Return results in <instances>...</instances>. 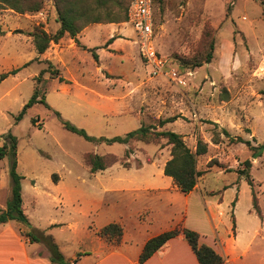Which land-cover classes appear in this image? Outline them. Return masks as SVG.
Masks as SVG:
<instances>
[{
    "label": "rangeland",
    "instance_id": "374dc122",
    "mask_svg": "<svg viewBox=\"0 0 264 264\" xmlns=\"http://www.w3.org/2000/svg\"><path fill=\"white\" fill-rule=\"evenodd\" d=\"M263 2L159 3L155 45L179 70L178 78L153 75L127 21L102 23L109 25L105 36L106 30L101 25L90 27L83 35L82 42L92 48L99 45V50L96 49L100 52L99 61L92 51L74 45L69 35L64 41L62 38L52 42L46 56L38 57L28 33L38 25L50 33L60 28L54 0H45L44 9L36 13L21 14L0 8V30L5 32L0 36V74L21 68L16 75L0 80V147L5 144V134L17 136V171L25 177L22 185L23 207L30 221L27 226L50 233L47 227L51 220L65 222L72 217L78 236L85 234L89 226L95 232L96 227L106 225L110 204L117 203L116 210H121L130 203L129 197L145 194L123 189L142 185L156 171L153 164L164 165L171 157V145L166 138L158 142L136 140L128 145L87 141L64 128L55 114L58 111L95 137L124 136L146 124L159 131L182 134L193 150L198 139H203L208 143V152L198 157V169L204 171L199 185L214 205L221 202L217 210L224 212L222 219L226 224L222 229L231 230L237 216L238 229L253 227L252 220L258 221L249 213L255 209L253 189L264 215V152L253 160L251 185L237 168L241 161L252 159V150L245 143L231 142L222 132L227 126L214 123L216 118L227 124L233 120L237 108L228 102L234 98L246 104L237 110L244 117L243 125L241 130L228 132L251 140L253 145L264 142ZM17 29L24 33L15 32ZM114 36L116 39L109 43ZM212 39L215 42L212 62L193 67L190 62L205 58ZM50 62L64 81L52 74ZM35 90L47 104L32 105L17 121ZM171 116L178 118L159 126L160 119ZM218 135L221 143H215ZM128 150L132 151L130 155L126 153ZM88 152L112 155L118 161L91 173L84 161ZM12 161L9 154L0 157V210L6 208L10 196ZM54 174H58L56 181ZM63 195L64 204L58 203L56 199L62 200ZM99 199L104 205L96 208L93 205ZM237 199L240 202L235 208ZM30 233L36 234L32 229ZM54 234L66 256L84 249L81 242H68L72 230L67 227L57 228ZM102 240L115 245L118 239L102 236ZM258 242L256 239L252 249L257 248Z\"/></svg>",
    "mask_w": 264,
    "mask_h": 264
},
{
    "label": "crops",
    "instance_id": "0c3cea01",
    "mask_svg": "<svg viewBox=\"0 0 264 264\" xmlns=\"http://www.w3.org/2000/svg\"><path fill=\"white\" fill-rule=\"evenodd\" d=\"M56 23L59 28V22L56 21ZM95 25L104 27L106 31L103 32V36L108 35V24L95 23L86 27L78 35V39L81 45L87 49L92 47L82 42L81 38L83 35L85 36L90 27ZM48 32L50 31L48 30ZM65 38L66 35L63 37V41ZM70 40L74 45H78L71 37ZM99 53L97 52L98 55ZM37 55L38 57L46 56V53H37ZM236 101L232 98L228 103L232 108L236 107L237 110L240 109L241 104L243 107L246 106L243 102ZM237 110H234L233 120H230L229 124L217 118L215 123L227 126V131L241 130V120L244 117L240 116ZM253 131L255 132L254 128ZM253 160H257V158ZM165 164L161 166L153 164L156 171L154 170L150 179L144 181L142 185L123 189V191L145 192L143 194L145 198L138 194V197L131 196L128 200L130 203L121 210H116L117 203L110 204V214L106 225L112 222H121L124 227V233L120 240H116L115 245H108L102 240L100 230L106 225L96 227L95 232L92 231V226H89L87 230H84L85 234L78 236L80 235L79 230L72 217L65 222L51 220L47 227L50 233H47L46 229L37 226L29 228L21 221L11 220L0 223V264H59L53 261L50 251L43 242L33 241L28 236L31 229L36 234L44 232L46 235H51L65 259L71 264H141L139 262L140 255L144 245L151 237L181 226L198 231L203 243L213 246L225 257V262L221 264H264V215L262 211L259 215L255 209L249 210L250 215H255L254 217L258 219V221L252 220L253 227L250 229H240V227L238 229V216L234 217L235 224L231 230L226 227L222 229V226L226 224L222 219L224 212L217 210L221 206V202L214 205L209 201L205 197L199 181L192 192L188 194L181 192L175 186L173 178L165 174ZM61 198L62 200L58 198L56 201L64 204V195ZM236 201L235 208L240 199ZM103 205L104 201L99 199L94 202L93 206L97 208ZM235 212L236 209L233 211V216L236 214ZM65 227L72 230L68 242L78 241L84 244V249L79 252L75 251L71 257L66 256L60 246L61 241L54 234V230L57 228L62 230ZM256 239H259L257 248L252 249ZM143 264H200V262L189 242L184 238L177 237L170 240L169 249L165 253L156 252Z\"/></svg>",
    "mask_w": 264,
    "mask_h": 264
},
{
    "label": "trees",
    "instance_id": "16d2710c",
    "mask_svg": "<svg viewBox=\"0 0 264 264\" xmlns=\"http://www.w3.org/2000/svg\"><path fill=\"white\" fill-rule=\"evenodd\" d=\"M132 0H54L57 9V20L61 24L55 33L46 31L42 25H38L28 34L33 38V43L38 54H43L51 46L52 42H59L65 35H69L74 41L81 45L78 35L88 26L95 23H112L123 22L128 20V8ZM163 0H154L155 25H157V6ZM264 3V2H263ZM45 7V0H0V8H9L18 13H36ZM15 32L24 33V30L17 29ZM5 32L0 30V35ZM116 37L109 39V43L113 42ZM97 48H90L96 61H99ZM215 42L212 39L209 43V50L204 56L205 58L196 59L190 62L193 67H199L206 63H211L214 58ZM38 59V57L36 58ZM21 68H15L8 72L0 74V80H5L10 75H16ZM49 69L53 75H57L60 81L65 78L59 75L58 69L54 68V64L50 62ZM42 102L47 104L44 98H39L38 90H35L30 100L23 107L17 116V121L23 118L27 109L32 105ZM57 118L63 124L64 128L82 136L85 140L96 143L114 144L120 143L128 145L133 141L158 142L160 139L166 138L168 145H171V157L165 164V174L172 177L174 184L179 190L185 194L192 192L197 184L200 176L204 171L198 169V157L208 152V143L199 138L196 149L193 150L185 141L184 136L172 130H157L155 126L142 124L138 129L126 133L124 136L114 137H95L90 135L85 129L78 128L69 120L65 119L62 114L55 111ZM178 116H171L159 120V126L164 127L167 123L177 120ZM218 126L217 123H214ZM233 143H245L252 150V159L241 161L237 171L241 176L246 177L248 182L253 185L251 168L253 159L263 155L264 142L253 145L251 140H246L241 136H232L226 129L222 131ZM5 144L0 147V157L7 154L11 155L13 161L10 168V196L5 209L0 210V223H6L11 220H17L30 226V221L23 207V185L22 180L25 178L17 171V147L18 138L13 133L4 135ZM222 140L218 135L215 137V143H221ZM128 150L127 155L131 154ZM85 164L89 167L91 173H97L105 170L118 161L112 155H100L94 152H88L84 155ZM126 166H130L127 162ZM243 166V167H242ZM58 174H54L56 181ZM254 208L259 215L261 209L259 207L258 198L253 189ZM124 233V227L121 222H112L104 226L100 230L102 236L108 239L120 240ZM28 236L37 242H43L52 255L53 261L59 264H71L61 253L58 244L51 235L44 232L39 234L28 233ZM184 238L191 245L200 264H221L225 262V257L221 255L213 246L203 243L201 235L198 231L186 226H181L169 231H165L159 235L151 237L144 245L140 255L139 262L143 264L153 254L159 252L165 253L169 249V242L173 238Z\"/></svg>",
    "mask_w": 264,
    "mask_h": 264
},
{
    "label": "built area",
    "instance_id": "2783aa9c",
    "mask_svg": "<svg viewBox=\"0 0 264 264\" xmlns=\"http://www.w3.org/2000/svg\"><path fill=\"white\" fill-rule=\"evenodd\" d=\"M127 23L136 34L141 55L151 66L153 75L178 78L179 70L169 62V58L158 51L155 45L154 0H132L128 8Z\"/></svg>",
    "mask_w": 264,
    "mask_h": 264
}]
</instances>
